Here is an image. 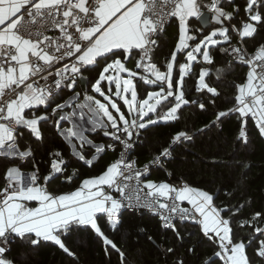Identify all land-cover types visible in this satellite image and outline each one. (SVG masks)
Wrapping results in <instances>:
<instances>
[{
    "label": "snow or ice",
    "instance_id": "6c2138e0",
    "mask_svg": "<svg viewBox=\"0 0 264 264\" xmlns=\"http://www.w3.org/2000/svg\"><path fill=\"white\" fill-rule=\"evenodd\" d=\"M189 110L208 118L197 132L216 131L218 148L233 123L234 152L253 131L264 140V0H0V264H26L22 251L46 246L79 264L68 245L81 233L134 264L108 233L145 214L165 239L164 264H264V209L248 211L238 189L150 178L195 143L186 126L142 167L132 159ZM109 152L118 158L82 175ZM212 166L232 168L219 153Z\"/></svg>",
    "mask_w": 264,
    "mask_h": 264
},
{
    "label": "trees",
    "instance_id": "16d2710c",
    "mask_svg": "<svg viewBox=\"0 0 264 264\" xmlns=\"http://www.w3.org/2000/svg\"><path fill=\"white\" fill-rule=\"evenodd\" d=\"M170 27L167 28V31ZM175 34V29L171 30V33L168 34L169 39L174 41ZM172 47L164 45L159 52V62L161 64H163L164 58L172 50ZM239 76L240 73L238 72L236 78H239ZM185 121L187 122L186 125ZM207 122L208 118L200 114H193V111L189 110L184 113L177 129L167 127L155 129L153 133L142 138L139 145L133 150L138 165L148 162L157 153L160 146L166 144L169 131L174 132L186 126L194 134L195 143L183 150L178 149L174 153L171 162L166 166V171L173 173V176L177 179L184 176L194 184L211 182L215 179L216 183L212 186L213 190L222 188L225 184H230L233 189H238V197H244L246 200L251 201L248 211L264 209V140H261L253 131L250 147L247 150L237 149L234 152L232 139L235 125L233 123L229 124L223 131V136L228 139V145L225 146L223 141L220 140V147L218 148L219 137L216 131L210 132L207 136H200L197 132V129ZM59 144L60 141L57 139L55 142H50L47 147L54 148ZM220 149H223V151ZM217 153L225 160L230 161L232 165L230 170L212 166V160ZM43 156V151L37 153V159H42ZM233 156L235 159H233ZM113 158H116V153L109 152L102 160L97 162L95 170L85 166L82 175L88 177L98 174L99 170L109 164ZM241 164H247L248 168H241ZM221 175L223 179L220 178ZM154 176L161 181L168 179L167 173L160 169L152 170L150 177ZM60 190L68 191L69 189L61 188ZM156 223V220L148 215L142 217L126 216L123 229L119 233L109 232L108 234L118 246L126 251L128 258L134 264H164V260L167 258L160 254L156 245L164 244L165 239L159 234ZM140 228H144L145 231L139 232L138 229ZM105 231L108 230L105 229ZM148 237H152V240L156 242L155 245ZM190 240L192 244L197 242L196 237H191ZM168 243H171L170 239ZM68 246L77 254L79 264H109V260H111V264H117V257L112 256L110 258L106 256L102 243L92 234L81 233L79 236H74L69 241ZM185 247H188V245H185ZM22 255L26 258V264H71V258L55 246H46L26 253L22 251ZM168 264H173L171 259H169ZM193 264H195V261H193Z\"/></svg>",
    "mask_w": 264,
    "mask_h": 264
},
{
    "label": "crops",
    "instance_id": "0c3cea01",
    "mask_svg": "<svg viewBox=\"0 0 264 264\" xmlns=\"http://www.w3.org/2000/svg\"><path fill=\"white\" fill-rule=\"evenodd\" d=\"M173 29H175V31H176V36H174L173 37V39H174V41H175V39H176V37H177V32H178V23H175L174 25H172V27H170L169 29H168V31H167V33L169 34V33H171V30H173ZM165 34V36L163 37V44L164 45H167V46H173L174 47V41H172L171 39H169V37H168V34ZM172 41V42H171ZM173 47H172V49H173ZM107 157V156H106ZM115 160V158H113V160H111L109 163H111L112 161H114ZM151 179H153V180H158V181H161L160 179H158V178H156L155 176L154 177H150Z\"/></svg>",
    "mask_w": 264,
    "mask_h": 264
},
{
    "label": "built area",
    "instance_id": "2783aa9c",
    "mask_svg": "<svg viewBox=\"0 0 264 264\" xmlns=\"http://www.w3.org/2000/svg\"><path fill=\"white\" fill-rule=\"evenodd\" d=\"M118 156H119V152H116V158H115V160L118 158ZM132 159H134V160H136L137 161V158L133 155L132 156ZM149 162V161H148ZM148 162H146V163H148ZM146 163H144V164H146ZM144 164H142V165H139L140 167H142ZM153 170H155V169H153ZM161 171H164L165 173H167V171H166V169H160ZM145 215H148V216H150V217H152L150 214H145ZM136 216H138V217H142V216H140V215H136ZM144 216V215H143Z\"/></svg>",
    "mask_w": 264,
    "mask_h": 264
}]
</instances>
